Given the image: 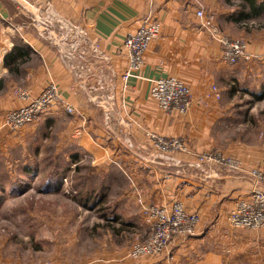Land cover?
<instances>
[{
	"label": "crops",
	"instance_id": "obj_1",
	"mask_svg": "<svg viewBox=\"0 0 264 264\" xmlns=\"http://www.w3.org/2000/svg\"><path fill=\"white\" fill-rule=\"evenodd\" d=\"M253 1L256 9L263 0ZM196 9L212 13L219 29L229 35H241L238 28L252 17L244 0H0V155L37 138L35 129L42 124L63 123L74 150L71 169L84 155L94 170L117 169L121 184L127 187L128 174L146 202L170 206L178 201L185 210L200 215L202 228L196 236L178 239L149 264H261L264 229L236 231L226 221L235 202L251 193L247 179L218 167L175 169L164 161L154 163L141 149L150 146L147 134L181 137L187 152L177 157L187 166L196 154L219 148L239 159L245 171L260 168L264 172V138L256 144L231 140L228 135L233 113L240 114L244 108L251 111L235 100L249 92V100L255 103L264 95L240 83L260 80L264 61L236 66L221 62V46L200 29L193 14ZM146 18L161 23V36L144 55L140 79L129 78L123 84L121 76L128 68L123 40ZM61 20L82 24L110 57L114 76L108 88H99L100 66L95 62L92 72L82 74L83 80H75L63 64L51 40ZM247 45L253 57L264 55V43ZM166 77H175L190 88L192 105L187 114L166 115L149 96L150 81ZM51 83L61 90L64 103L20 131L9 133L2 127L8 113L25 105L12 95L15 87L36 97ZM212 86L220 99L212 95ZM92 90L98 93L91 96ZM65 105L76 114L68 115ZM77 130L81 134L76 136ZM261 185L264 190V182ZM135 200L130 190L122 194L121 201Z\"/></svg>",
	"mask_w": 264,
	"mask_h": 264
},
{
	"label": "rangeland",
	"instance_id": "obj_2",
	"mask_svg": "<svg viewBox=\"0 0 264 264\" xmlns=\"http://www.w3.org/2000/svg\"><path fill=\"white\" fill-rule=\"evenodd\" d=\"M238 29L241 35L233 33L237 36H227L250 44L264 43V14L245 19ZM253 61L261 64L264 55L254 57ZM262 70L260 80L240 82L241 85L250 92H264ZM19 89L25 90L15 87L12 95ZM97 93L96 90L88 92L91 96ZM249 99L252 98L248 92L235 100L250 106L251 111L244 108L240 114L233 113L228 135L231 140L260 144L264 138V98L255 103ZM38 128L35 129L37 138L28 144L26 141L23 146L13 145L6 156L0 155V264H149V260L162 255L178 239L192 238L201 231L200 218L193 236L173 238L161 254L134 258L131 253L133 247L145 246L154 229L142 210L145 207L161 210L169 206L146 202L128 174L126 178L130 184L127 187L121 184L117 169L106 172L94 170L90 159L84 155L78 159L80 171L74 172L70 163V153L74 150L68 145L69 133H66L64 124H42ZM212 150L221 154L224 160L240 162L239 170H229L226 166L218 168L242 176L249 181L251 189L254 186L256 191L264 193L261 185L264 172L260 168L245 171L239 159L223 153L222 149ZM184 167L190 168L181 161L174 168ZM253 170L260 175L257 181L250 174ZM53 172L59 177L58 191L42 186ZM129 190L136 200L121 201L124 191ZM261 229L264 228L243 230ZM261 264H264V259Z\"/></svg>",
	"mask_w": 264,
	"mask_h": 264
},
{
	"label": "built area",
	"instance_id": "obj_3",
	"mask_svg": "<svg viewBox=\"0 0 264 264\" xmlns=\"http://www.w3.org/2000/svg\"><path fill=\"white\" fill-rule=\"evenodd\" d=\"M194 16L200 29L210 39L218 42L221 46V62L229 66H236L240 62H254V57L248 52L247 42L243 39H232L216 24L212 13L196 9ZM161 23L156 19L146 18L134 34L124 38L121 49L126 55L128 68L121 76L123 84L129 78L140 79L143 67V59L149 46L161 36ZM51 40L58 46L60 59L74 75L75 80H83V73L93 70L92 64L99 65V88L109 87V79L114 76L111 66L108 64L110 57L100 49L99 42L90 39L89 33L82 24L61 20L58 23L57 35L51 36ZM107 74V76H106ZM149 96L155 101L157 108L166 115L188 113L192 105L191 90L183 82L175 77L157 78L150 81ZM94 89V88H92ZM212 95L218 100L219 92L215 86L211 87ZM16 99L25 102L19 109L13 110L5 116L2 127L9 133L17 132L29 124L38 121L50 109L64 103L61 90L53 83L47 85L36 97H31L28 90L14 91ZM202 102V101H201ZM64 110L68 115L76 114L71 106L65 105ZM75 131V135H80ZM148 147L141 149L150 155L154 163L164 161L169 166L176 167L181 164L177 157L180 153H186L187 148L180 137L164 138L154 134L146 135ZM128 148L133 149L130 140L125 141ZM149 149L151 151H149ZM194 162L189 164L190 168L212 170L216 167L226 166L229 170H239L240 162L235 160H224L217 151H208L196 154ZM250 173L254 181L260 177L258 172ZM252 186L251 193L247 199L235 202L230 210L227 221L234 230H256L264 228V193L256 191ZM153 224V233L148 238L145 246L135 245L132 256H146L161 254L169 241L176 237L193 236L198 228L200 217L197 213H188L181 203H172L168 208L158 210L154 207H145L142 210Z\"/></svg>",
	"mask_w": 264,
	"mask_h": 264
},
{
	"label": "trees",
	"instance_id": "obj_4",
	"mask_svg": "<svg viewBox=\"0 0 264 264\" xmlns=\"http://www.w3.org/2000/svg\"><path fill=\"white\" fill-rule=\"evenodd\" d=\"M244 1L247 2V4L251 7L252 17H250V19L260 17L261 15L264 14V12H263L264 0L258 4V7L256 9H255V1H253V0H244ZM260 13H261V15H259ZM262 98H264V95L259 97V99H262ZM78 170L80 171L79 165H77L74 168V172H78ZM58 178L59 177H57L54 174V172L50 173L42 184L43 188H46L48 186V188H53L54 191H58L59 190V183H60V181H58Z\"/></svg>",
	"mask_w": 264,
	"mask_h": 264
}]
</instances>
